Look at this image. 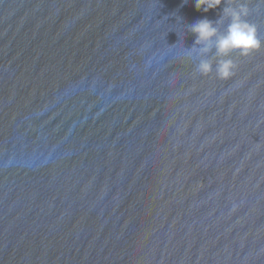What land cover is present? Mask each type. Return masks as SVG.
I'll return each mask as SVG.
<instances>
[{"label":"water","instance_id":"95a60500","mask_svg":"<svg viewBox=\"0 0 264 264\" xmlns=\"http://www.w3.org/2000/svg\"><path fill=\"white\" fill-rule=\"evenodd\" d=\"M228 2L0 0V264H264V0L183 52Z\"/></svg>","mask_w":264,"mask_h":264},{"label":"clouds","instance_id":"9594fccd","mask_svg":"<svg viewBox=\"0 0 264 264\" xmlns=\"http://www.w3.org/2000/svg\"><path fill=\"white\" fill-rule=\"evenodd\" d=\"M224 2L225 0H195L194 6L197 10L207 13ZM220 13L221 15L215 21L205 17L185 25L187 31L193 34L194 41L189 48H185L183 45V52L196 60L195 70L202 75L210 73L213 59L219 58L216 59V74L219 78L226 79L232 74L235 65L231 59L224 57L233 51L246 56L251 51L258 49L261 46V41L257 38L256 26L244 19L248 15L246 5L237 3L233 7L229 0L228 5L223 7ZM225 19L228 22L221 31L220 25L224 24ZM179 37L180 41L169 47L181 44V36L179 35Z\"/></svg>","mask_w":264,"mask_h":264}]
</instances>
